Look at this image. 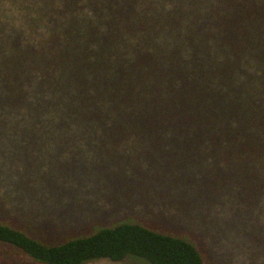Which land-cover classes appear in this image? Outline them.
<instances>
[{
	"label": "trees",
	"instance_id": "1",
	"mask_svg": "<svg viewBox=\"0 0 264 264\" xmlns=\"http://www.w3.org/2000/svg\"><path fill=\"white\" fill-rule=\"evenodd\" d=\"M138 3L0 0V88L19 91L22 104L24 91L36 93L65 136L209 140L201 149L219 161L193 162L221 175L209 186L235 175L249 189L243 206L262 202L264 0ZM0 247L36 264H207L191 239L130 217L54 242L0 217Z\"/></svg>",
	"mask_w": 264,
	"mask_h": 264
},
{
	"label": "rangeland",
	"instance_id": "2",
	"mask_svg": "<svg viewBox=\"0 0 264 264\" xmlns=\"http://www.w3.org/2000/svg\"><path fill=\"white\" fill-rule=\"evenodd\" d=\"M173 1L141 0L137 7L169 9ZM24 93L29 104L14 102L19 96L14 88H0L1 218L54 242L130 217L191 239L207 264H264V200L243 206L247 186L235 175L223 183L218 172L206 168L214 157L217 162L221 158L201 149L209 140L67 137L63 123L49 120L38 95ZM38 111L39 117L34 115ZM193 162L206 167L195 169ZM212 173L220 177L209 186ZM214 186L218 188L210 189ZM0 259L36 264L1 247ZM85 264L149 263L129 256Z\"/></svg>",
	"mask_w": 264,
	"mask_h": 264
}]
</instances>
